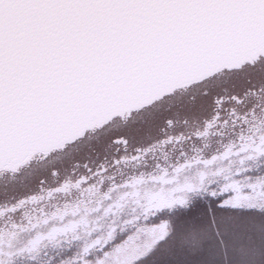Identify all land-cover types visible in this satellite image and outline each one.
<instances>
[{"label": "snow or ice", "instance_id": "snow-or-ice-1", "mask_svg": "<svg viewBox=\"0 0 264 264\" xmlns=\"http://www.w3.org/2000/svg\"><path fill=\"white\" fill-rule=\"evenodd\" d=\"M0 264H264V0H0Z\"/></svg>", "mask_w": 264, "mask_h": 264}]
</instances>
